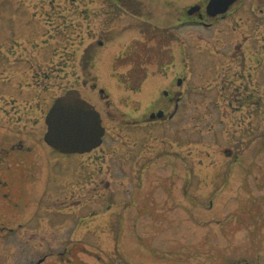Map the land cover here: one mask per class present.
<instances>
[{"label":"rangeland","instance_id":"rangeland-1","mask_svg":"<svg viewBox=\"0 0 264 264\" xmlns=\"http://www.w3.org/2000/svg\"><path fill=\"white\" fill-rule=\"evenodd\" d=\"M105 1L0 0V94H18L13 80L2 81L14 71L2 66L10 56L18 61L16 67L31 64L16 71L27 83L32 81L30 67L48 73L42 86L53 96L48 109L71 89L99 100L98 89L104 88L113 101L112 109L100 104L107 128L101 148L89 154L58 153L63 166L51 189H28L15 208L7 209L0 196V264H264V108H259L264 96L256 83L264 69V0H244L214 27H185L180 21L188 19L185 9L208 0H122L119 5L112 0L108 8L114 15L106 26ZM151 27L160 36L173 32L177 42L170 39L169 49L166 39L155 47ZM108 28L110 42L93 50L89 79L82 53ZM244 36L249 41L245 76L253 83L247 90L254 93L250 104L255 108L223 111L227 102L217 90L224 83L217 76L223 75L231 90L241 84L233 77L240 69L228 62L233 64V46ZM183 41L191 72L189 125L181 115L145 140L136 129H120L112 116L120 123L118 113L136 117L133 110L140 106V95L123 83L130 81L126 75L163 74L166 59L174 57L182 68ZM20 58L28 61L21 64ZM139 61H147L148 68L137 74ZM79 77L96 78V92ZM154 86L149 83L141 98ZM125 154L135 160L141 154L160 159L142 171L139 163L125 165ZM167 155L171 159L163 158Z\"/></svg>","mask_w":264,"mask_h":264},{"label":"flooded vegetation","instance_id":"flooded-vegetation-1","mask_svg":"<svg viewBox=\"0 0 264 264\" xmlns=\"http://www.w3.org/2000/svg\"><path fill=\"white\" fill-rule=\"evenodd\" d=\"M114 1L117 5H119L122 0ZM133 1L134 0H128L127 4L130 2L132 3ZM111 2L112 0L105 1V3L107 4V8H111ZM206 2L207 3L203 5H195L193 8H199V10L194 14H190L192 7L190 10H184V15L186 14V17L188 19H183L180 21L186 24L185 27H191L190 25L192 24H196V26L201 27H214L216 23L227 19L230 14L236 13V11L242 7L244 0H238L231 7L232 9L230 8L226 14H220L215 17L210 16L208 13V4L210 0ZM109 8L107 9L106 16L108 18H106L105 20V26L111 23L109 20V16L114 15ZM145 30L146 32L148 31L146 28ZM111 31L112 29L109 28L104 30L102 34L94 38V41L92 43L86 46L81 56V66L84 73L87 74L89 67L94 63L92 52L95 47L97 46L99 48H104L105 45L110 42L109 38H111ZM148 34L149 37H153V40L157 41V44L154 45L155 47L158 46L160 41H165L166 39L168 40V43L170 39L172 43L177 42L176 38L174 37L175 34L173 32L165 33L167 34L166 37L160 36L159 32H157L154 27H151L149 28ZM241 40L242 42H238V45L236 47L233 46V51L231 54L233 56V64L230 62V60V63L228 62L230 66H234V68L240 69V72L238 71L233 77L237 78V80H242L241 84L238 85V87H235L236 89L231 90L229 88V85L225 86V81L224 79H222L223 75L217 76L221 78L222 84L224 83L221 86L222 89L217 90L219 92L218 94L223 96L225 101L227 102V106L223 109V111H226V108L228 106H231L234 109V112H241L245 107L255 108L251 106L252 104H250L252 97L254 98V93L250 90H247V88L251 87L253 83L245 76V70L247 67L245 48L248 47V36L242 37ZM146 43L147 48H153L150 46L151 43L149 44L148 40H146ZM180 44L183 55L182 68H180L179 65L176 64L173 54V60L166 59L165 62L168 66L163 74L149 75L147 71L145 74H143L144 76L142 77L140 75H126V77H128L127 79H130V81L127 80V82H125L123 80V83L124 85H127L126 88L130 89L127 91H132L134 94L140 95V97H138V103L140 104V106L135 107L133 110V113L137 114L136 117L128 112L121 111V113H118L120 114L118 115V117H122V121L120 123L116 116H112L111 121L116 122V124L119 125L120 129H136L137 131H140L143 136H145V138L143 139L145 140L149 137H154L155 130L157 128L163 127L168 129L170 125L175 123L174 121L176 119L181 117V115L185 119L184 121H186L187 124L190 122V101L192 88L190 81L191 72L188 71V67L190 66V64L189 62H187L189 54L187 52L186 42L183 41ZM167 46L170 49V43ZM167 46L164 48V52L168 50ZM8 52H11V55L15 54L14 49H12L11 47L8 48ZM167 56L168 58L171 57L170 50L167 52ZM238 58H240L241 63L237 62V60H239ZM31 60L33 61V59ZM26 61L28 60L23 59V62H21V64ZM17 62L18 61H16V59H11V57L9 56L6 58V63L2 64L5 69L14 70L12 74L8 75L7 77L5 76V79H3L2 81L5 83L6 81L13 80L15 84L14 86H17L15 90L18 91V94H12L9 96L8 94H0V190H2L0 191V196L6 200L5 207H7V209L15 208L16 206H18L19 198L22 195L27 197L29 193L28 189H51L50 183H53V181H55L57 175L59 174V171L62 170L61 168L63 166V160L58 156V153L61 152L57 151L46 143L45 135L48 131V113L52 108L55 100L65 94H61L54 98L50 108L48 109V99H50V97H53L50 95L49 90L43 88L47 85V81L45 79H47L48 73L41 66H34V68H31L32 66L30 63H24L22 65L23 67H26L27 64L31 66L28 70L31 72L29 76L32 78V81L31 83H27L25 78H23L24 80H22V78H19L17 75L19 73H17L16 71L22 68V66L16 67L19 64ZM137 65L139 66L137 69H135V72L137 74H140L138 70H144V68H148L147 61H139V64ZM86 76L88 77V74ZM139 76L141 78L139 80H135ZM79 79L84 86H90L93 91L96 92L98 87L96 78H94L92 82H89V80L85 79L84 77H79ZM131 80L133 82H137V84L133 85ZM152 82L155 83L154 88L151 90L147 98L142 99L141 94L144 88H146L147 85ZM256 83L260 86V88L258 89L257 87H255L254 90H256L257 88V90L264 96V69L261 70L260 68L257 74ZM29 86L33 87V90L29 89ZM210 87L212 86H209V88ZM28 90L30 92H28ZM98 92L99 100L98 96H94V94L93 99L91 100L85 97L82 91H80L82 97L90 102L100 112L103 126L105 127L104 112L101 110L100 104L103 103L106 108L112 109V95H110L109 91L104 88L98 89ZM226 93L227 96L225 97ZM230 97H232L233 100H231ZM260 103L262 105L260 104L259 108H264V100H261ZM234 104H236V106ZM124 105L128 107L129 102L127 101V99ZM105 116L106 119L110 121L108 113ZM184 128H186V125ZM105 129L107 132L106 127ZM106 134L103 138V144ZM44 153L46 154L43 155ZM152 154H141L142 157L143 155H145L146 159H141V156H136V160L134 159L132 154H125L122 156V161L125 165L127 164V162H133V164L139 163L142 171H144L145 167H153L154 165H158L159 163L160 156H154ZM225 154H228V156L230 157L232 153L226 151ZM165 157L171 159L172 156H163V158ZM186 166L187 165L185 164L184 159L183 167ZM133 169L136 170L134 166ZM37 176L39 177V179H37ZM39 180H41V182L43 183L41 184V187L39 184ZM33 181L38 185L31 186ZM17 189H20V192L17 193ZM140 189L143 188L141 187ZM34 192L35 191H33V194ZM1 229L3 230L6 228H4L3 226ZM7 229H9V231H14L13 228L10 227ZM67 251L68 250L65 249V251L62 252L61 255L64 257L63 254H65Z\"/></svg>","mask_w":264,"mask_h":264},{"label":"water","instance_id":"water-1","mask_svg":"<svg viewBox=\"0 0 264 264\" xmlns=\"http://www.w3.org/2000/svg\"><path fill=\"white\" fill-rule=\"evenodd\" d=\"M238 0H210L208 13L225 14ZM199 8H192L190 14ZM46 143L63 153H89L100 147L105 135L101 114L78 90L57 98L47 116Z\"/></svg>","mask_w":264,"mask_h":264}]
</instances>
